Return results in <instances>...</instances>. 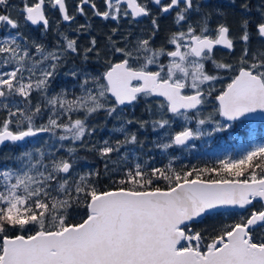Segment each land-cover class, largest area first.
Segmentation results:
<instances>
[{
  "label": "snow or ice",
  "instance_id": "6c2138e0",
  "mask_svg": "<svg viewBox=\"0 0 264 264\" xmlns=\"http://www.w3.org/2000/svg\"><path fill=\"white\" fill-rule=\"evenodd\" d=\"M238 7L233 28L209 0H0V264H264V0ZM109 120L123 139H94ZM237 129L212 167L175 153Z\"/></svg>",
  "mask_w": 264,
  "mask_h": 264
},
{
  "label": "trees",
  "instance_id": "16d2710c",
  "mask_svg": "<svg viewBox=\"0 0 264 264\" xmlns=\"http://www.w3.org/2000/svg\"><path fill=\"white\" fill-rule=\"evenodd\" d=\"M241 3V0H236V5H232L230 3V0H211L210 1V6L213 7H220L223 11H225L227 13V21L230 25H232L233 28H237L238 24H239V20L241 18V16L243 15L241 9L238 7L239 4ZM253 5H255L256 3H258V0H252ZM71 5H72V0H70V11H71ZM58 17V13L55 14ZM258 17L255 15V13H253L252 19L255 20ZM218 19V18H217ZM84 20V18H83ZM93 26L95 31H93L91 33V35H95L98 37L99 40H101L102 42L105 40L104 38V33L105 31H103L102 26L99 27L100 24L99 22H94L92 21ZM170 24V21L168 22H164L165 25V29L162 28L163 23H161V32L158 36H165V33L167 31V26ZM213 24H215V19L213 21ZM62 28H64V25H61ZM99 27V28H98ZM103 28L105 29V27L103 26ZM123 28L120 29V31ZM28 31L27 34H31L32 36H34L37 39H41V33L39 30H37L36 28H33L31 25L28 26V28L26 29ZM103 32V33H102ZM0 35H3V32L0 31ZM69 35L71 36V33H69ZM83 42L87 43V36L83 37ZM45 42L49 45L52 46V44L54 43V37L52 36L51 33L48 34V36L46 38H44ZM256 44V40H253V46H255ZM135 115L136 117H141L142 116V110L140 108H137L135 113L133 114L132 112H129V116ZM102 117L100 122H102ZM115 123V125L118 127L119 123L118 122H114L112 120L108 121V125L106 128H104L103 131H97V133L94 134V139H101V138H107L108 136H112L113 139H123V135L120 133H111L109 131L110 128H112L113 124ZM194 126V125H193ZM258 131L257 134L255 135V137L259 140H264V123L262 122H258ZM130 130L131 131H136L138 134V138L142 141H144L145 143V147L143 150L135 147V146H129V148L133 149L136 155H143V153H147L149 155L155 156L156 159V164L157 166H160L164 163H167V160L163 157V154L158 150V149H154L152 147V141L153 139L156 137V133L151 132L150 130L145 132L144 130H139L138 126L133 125L130 126ZM235 135L238 137H244L247 138V134H246V130L244 129H237L235 131ZM222 139L223 135H220L218 137H215V139ZM202 140H196L190 143L194 144L195 147H189L187 149H176L175 153L176 155L181 157V161L184 164H187L189 166L195 165L198 167H203V166H208V167H212L215 165V162L218 160L216 159L214 156H212L209 152L206 151L207 149V144L206 143H202ZM149 149H151V151L149 152ZM17 151L18 149H9V148H4L3 151L4 152H8V151ZM123 151V150H122ZM81 155H89L87 153H84L83 151L81 152ZM90 160L92 161V163L90 165H86V166H96V167H100L101 169L103 168L102 162L99 161L98 159H95L93 156L89 157ZM146 158V156L144 157ZM214 223V221H207L205 224L201 225V228H209L210 226Z\"/></svg>",
  "mask_w": 264,
  "mask_h": 264
},
{
  "label": "rangeland",
  "instance_id": "374dc122",
  "mask_svg": "<svg viewBox=\"0 0 264 264\" xmlns=\"http://www.w3.org/2000/svg\"><path fill=\"white\" fill-rule=\"evenodd\" d=\"M14 3H19V0H13ZM13 15H18V13L14 12ZM77 21L79 23H84L85 21L83 20V17H77ZM146 20H144L143 25L140 27H143L146 24ZM107 24V23H106ZM99 26L105 25L100 22V24H97ZM121 27L123 28L121 31L125 32V30L133 29L135 26L129 25L127 21H122ZM163 26V25H162ZM164 28V27H163ZM139 29V28H138ZM28 31L25 29V34H27ZM72 33V32H69ZM74 33V32H73ZM250 128L255 129V134L253 137V142L254 143H264V140H259L255 137L257 134V131L259 129L258 127V122L257 121H252L249 125ZM236 131V130H235ZM235 131L229 130L228 132L225 133H219L216 134L213 137H204L202 138L201 142L207 144V149L206 151L209 152L212 156H214L216 159H223L226 158L229 155H238L239 150H240V145L242 144H248L249 142V137L247 135V138L244 137H238L235 135ZM247 134V132H246ZM220 135H223L222 139H215V137H218Z\"/></svg>",
  "mask_w": 264,
  "mask_h": 264
},
{
  "label": "flooded vegetation",
  "instance_id": "af4514ba",
  "mask_svg": "<svg viewBox=\"0 0 264 264\" xmlns=\"http://www.w3.org/2000/svg\"><path fill=\"white\" fill-rule=\"evenodd\" d=\"M211 1V0H210ZM209 1V2H210ZM146 20V19H145ZM92 21H94V22H101V23H103V24H105V25H103L104 27H105V29L102 27V29H103V31H105V33H104V38L106 39V34H111V29L113 28V27H116V24H115V22H103V21H101L99 18H95V17H93L92 18ZM144 22V21H143ZM146 24H148V20H146ZM164 22H168V21H164V20H162L161 21V23H163V27H165V25H164ZM107 23V24H106ZM145 24V25H146ZM143 25V24H142ZM122 26V25H121ZM169 26H170V24L167 26V28L166 29H168L169 28ZM100 27V26H99ZM98 27V28H99ZM162 27V28H163ZM122 27H120V29H121ZM165 29V28H164ZM125 31H127V30H125ZM132 31H133V33L134 34H138L139 33V29L137 28V27H135V28H133L132 29ZM122 32V31H121ZM103 33V32H102ZM76 36V33L74 32H72L71 33V37H75ZM114 39H117L118 38V36L117 37H113ZM164 39V36H158L157 37V43H159L160 41H162ZM226 51V50H225Z\"/></svg>",
  "mask_w": 264,
  "mask_h": 264
},
{
  "label": "water",
  "instance_id": "95a60500",
  "mask_svg": "<svg viewBox=\"0 0 264 264\" xmlns=\"http://www.w3.org/2000/svg\"><path fill=\"white\" fill-rule=\"evenodd\" d=\"M210 1V0H209ZM254 121H261V122H264V119H259V118H257L256 120H254ZM191 143V142H190Z\"/></svg>",
  "mask_w": 264,
  "mask_h": 264
}]
</instances>
